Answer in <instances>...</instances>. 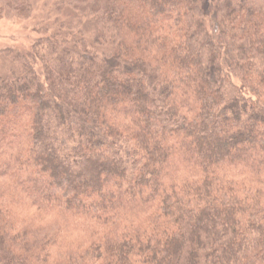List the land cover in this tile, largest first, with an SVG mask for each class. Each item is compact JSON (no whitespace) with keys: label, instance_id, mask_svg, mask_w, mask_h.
Segmentation results:
<instances>
[{"label":"trees","instance_id":"16d2710c","mask_svg":"<svg viewBox=\"0 0 264 264\" xmlns=\"http://www.w3.org/2000/svg\"><path fill=\"white\" fill-rule=\"evenodd\" d=\"M48 5L95 32L7 49L0 264H264V0Z\"/></svg>","mask_w":264,"mask_h":264},{"label":"rangeland","instance_id":"374dc122","mask_svg":"<svg viewBox=\"0 0 264 264\" xmlns=\"http://www.w3.org/2000/svg\"><path fill=\"white\" fill-rule=\"evenodd\" d=\"M48 6L44 7L43 0L33 8L34 10L29 16L9 14L0 17L1 76L8 75L15 65V61L12 59L13 55H8L7 49L28 53L38 38L47 37L53 31L64 36L67 28L72 27V31L84 33L83 35L90 43L95 32L92 21L85 19H80V21L77 13L68 7H64L60 15H57L53 12L54 8ZM45 28H48L47 32Z\"/></svg>","mask_w":264,"mask_h":264}]
</instances>
